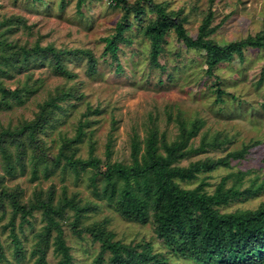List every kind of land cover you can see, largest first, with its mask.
Instances as JSON below:
<instances>
[{"label":"rangeland","instance_id":"rangeland-1","mask_svg":"<svg viewBox=\"0 0 264 264\" xmlns=\"http://www.w3.org/2000/svg\"><path fill=\"white\" fill-rule=\"evenodd\" d=\"M160 19L225 47L264 37V0H0V264H64L61 236L72 264H195L105 192L151 135L186 141L179 165L217 163L178 182L239 191L222 212L264 205V47L210 67L172 26L154 62Z\"/></svg>","mask_w":264,"mask_h":264},{"label":"trees","instance_id":"trees-1","mask_svg":"<svg viewBox=\"0 0 264 264\" xmlns=\"http://www.w3.org/2000/svg\"><path fill=\"white\" fill-rule=\"evenodd\" d=\"M122 1L126 0H119ZM158 7L162 9L160 17L165 15V8L159 4ZM124 8L127 12L131 10L128 5ZM172 26H176L178 36L186 45L207 49L210 67L224 58L220 53L227 50L238 49L242 53V46L264 47V37L221 47L204 38L207 23L203 24L200 36L194 39L182 23L172 25L160 19L147 28L152 39L154 62H157L161 41ZM107 41L108 47L116 54V43L111 38ZM222 93L218 91L219 101H223ZM194 134V130L188 131L189 136ZM134 145L135 149L139 148L138 142ZM186 147V141L160 145L156 136L151 135L146 140L145 152L136 155L132 165L111 163L103 171L108 199L117 204L125 217L147 222L153 214L157 230L167 237L171 250L195 264H264V205L256 209L222 212L220 206L238 197L239 191L226 190L223 184L213 193L204 190L202 185L182 187L178 180H192L199 172L217 164L179 165L186 156L183 151ZM91 163L99 165V160L93 159ZM63 240L61 236L58 250L64 257V264H72L69 248ZM120 248L124 246L117 242L114 245L117 258L120 257ZM40 261L48 264L45 256ZM97 264L103 263L100 260Z\"/></svg>","mask_w":264,"mask_h":264}]
</instances>
